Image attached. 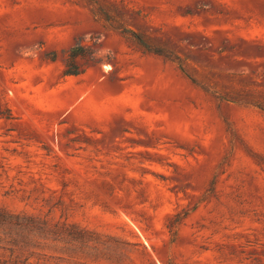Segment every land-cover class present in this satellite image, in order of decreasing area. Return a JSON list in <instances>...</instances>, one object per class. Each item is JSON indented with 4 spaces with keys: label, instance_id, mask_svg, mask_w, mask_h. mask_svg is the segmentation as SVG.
Masks as SVG:
<instances>
[{
    "label": "rangeland",
    "instance_id": "rangeland-1",
    "mask_svg": "<svg viewBox=\"0 0 264 264\" xmlns=\"http://www.w3.org/2000/svg\"><path fill=\"white\" fill-rule=\"evenodd\" d=\"M0 210L28 264H264V0H0Z\"/></svg>",
    "mask_w": 264,
    "mask_h": 264
},
{
    "label": "trees",
    "instance_id": "trees-1",
    "mask_svg": "<svg viewBox=\"0 0 264 264\" xmlns=\"http://www.w3.org/2000/svg\"><path fill=\"white\" fill-rule=\"evenodd\" d=\"M134 41L145 50L150 48L143 37L131 30H125ZM94 52L90 49L76 44L66 54L64 76H79L85 69L78 63L79 59L92 58ZM18 217L10 215L4 210H0V264H28V257L23 254L22 244L24 241L22 225Z\"/></svg>",
    "mask_w": 264,
    "mask_h": 264
}]
</instances>
